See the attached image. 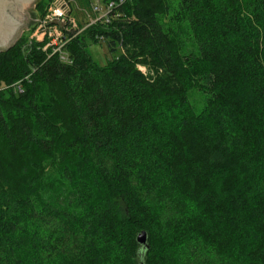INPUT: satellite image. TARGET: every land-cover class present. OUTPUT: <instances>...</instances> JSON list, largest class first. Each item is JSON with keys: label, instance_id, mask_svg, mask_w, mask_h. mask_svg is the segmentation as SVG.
<instances>
[{"label": "trees", "instance_id": "obj_1", "mask_svg": "<svg viewBox=\"0 0 264 264\" xmlns=\"http://www.w3.org/2000/svg\"><path fill=\"white\" fill-rule=\"evenodd\" d=\"M70 29L0 52V264H196L197 244L264 264V0H128Z\"/></svg>", "mask_w": 264, "mask_h": 264}, {"label": "rangeland", "instance_id": "obj_2", "mask_svg": "<svg viewBox=\"0 0 264 264\" xmlns=\"http://www.w3.org/2000/svg\"><path fill=\"white\" fill-rule=\"evenodd\" d=\"M54 1L55 0H52L51 4ZM87 1H89V0H73L72 11L70 12L69 16H70V18L75 17L76 23L78 25L77 29L79 28V25H81V24L87 25L89 22L91 23L92 20L96 19L98 16H101V12L103 10H105L106 5L101 0H92L90 4H88L89 2H87ZM51 4L49 5V7L51 6ZM93 5H95V7H102V9L100 11H96V10L93 11L94 10ZM31 13H32V17H35L38 20H37V22L30 21L31 23L28 24L29 29H26L24 31V33L22 34L20 39L23 38V36L26 37L27 35H29V37L31 38V35L34 33V31L38 25L37 23L39 22V19L43 18V16L40 15V13L36 7L32 8ZM58 23L60 25L63 22H61V23L58 22ZM65 27H68V26L66 25ZM72 29H74V28H72ZM181 35H182L183 41L186 42V46L189 47V49H191L192 48L191 47L192 46V40H191V36L189 35V33L186 30H183ZM90 51L93 55L92 57H94V59L96 61H98L101 65L104 66L107 64L110 53H109V51L107 49V45L105 43H98V44L91 45ZM140 68L144 72H146V68H144V66H140ZM191 100H192L196 110L201 111L204 108L205 103H206V95L199 92L198 90H193L191 92ZM195 251H196V260H198V262H196V264H242V263H238V261L233 257L221 258V256H220L219 258H212V256L211 257L208 256L209 254L206 253L205 248L201 249L199 244L195 245Z\"/></svg>", "mask_w": 264, "mask_h": 264}, {"label": "built area", "instance_id": "obj_3", "mask_svg": "<svg viewBox=\"0 0 264 264\" xmlns=\"http://www.w3.org/2000/svg\"><path fill=\"white\" fill-rule=\"evenodd\" d=\"M127 1L128 0H113L105 3V10L101 12V16H98L96 19L92 20L91 23L99 19H102L106 22L110 21L112 18V11H114L118 5ZM72 4L73 0H55L51 6L48 7L45 16L42 19H39V22L37 23L38 25L34 33L31 35V39H38L41 41L48 39L49 41L44 46L45 49H47L48 46H51L53 47L54 52L61 51L63 45L68 41L66 31L69 28L75 29L78 27L75 17L70 18L69 16L70 12L72 11ZM93 8V11H100L102 9V7H95V5H93ZM58 22H63V25H59ZM66 25L68 27H65ZM100 39L103 40V36L100 37ZM18 88L22 90L20 84H18Z\"/></svg>", "mask_w": 264, "mask_h": 264}, {"label": "water", "instance_id": "obj_4", "mask_svg": "<svg viewBox=\"0 0 264 264\" xmlns=\"http://www.w3.org/2000/svg\"><path fill=\"white\" fill-rule=\"evenodd\" d=\"M39 0H0V52L6 51L14 46L24 31L28 28L30 21L37 22L32 17L31 10L36 7ZM140 253L143 256L150 247L149 235L146 230L137 236Z\"/></svg>", "mask_w": 264, "mask_h": 264}]
</instances>
